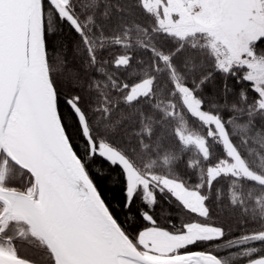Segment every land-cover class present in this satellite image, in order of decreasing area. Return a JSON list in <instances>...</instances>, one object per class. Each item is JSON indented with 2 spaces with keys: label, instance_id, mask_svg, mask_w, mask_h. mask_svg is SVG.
<instances>
[{
  "label": "snow or ice",
  "instance_id": "1",
  "mask_svg": "<svg viewBox=\"0 0 264 264\" xmlns=\"http://www.w3.org/2000/svg\"><path fill=\"white\" fill-rule=\"evenodd\" d=\"M0 264H264V0H0Z\"/></svg>",
  "mask_w": 264,
  "mask_h": 264
},
{
  "label": "trees",
  "instance_id": "2",
  "mask_svg": "<svg viewBox=\"0 0 264 264\" xmlns=\"http://www.w3.org/2000/svg\"><path fill=\"white\" fill-rule=\"evenodd\" d=\"M173 223L177 224L179 226L180 220L177 217H173Z\"/></svg>",
  "mask_w": 264,
  "mask_h": 264
}]
</instances>
